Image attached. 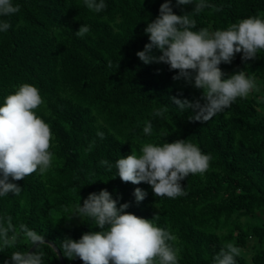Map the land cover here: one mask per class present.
<instances>
[{
  "label": "trees",
  "instance_id": "16d2710c",
  "mask_svg": "<svg viewBox=\"0 0 264 264\" xmlns=\"http://www.w3.org/2000/svg\"><path fill=\"white\" fill-rule=\"evenodd\" d=\"M164 2L104 0L106 8L97 13L83 0H13L19 12L0 17L11 24L0 32V106L22 84L37 87L43 103L34 111L50 125L54 156L47 172L16 182L19 195L0 196V221L10 217L16 229L26 225L62 253L65 238L100 231L89 217L74 215L89 194L107 190L118 206L130 205L128 212L149 221L156 216L153 223L176 237L168 243L177 250L178 264H214L229 242L241 249L236 264H264V50L255 60L242 62L240 53L231 64L220 65L227 76L238 71L254 76L256 90L206 122L193 121V111H181L170 98L194 101L201 91L174 81L178 73L168 65H145L136 56L149 43L144 29ZM197 2L177 7L172 0L173 12L192 13ZM205 2L209 6L190 17L193 31L226 30L253 16L264 19V0ZM82 24L90 31L79 37L75 32ZM146 121L153 125L151 135L143 133ZM176 140L212 157L205 173L181 181L185 195L155 197L148 184L125 183L116 175L119 158L140 155L145 143ZM104 159L110 171L101 166ZM136 188L147 193L138 204ZM32 246L22 234L13 246L0 243V264H10L13 252ZM35 251L44 253L43 264H61L50 244ZM64 259L83 264L79 258Z\"/></svg>",
  "mask_w": 264,
  "mask_h": 264
},
{
  "label": "clouds",
  "instance_id": "9594fccd",
  "mask_svg": "<svg viewBox=\"0 0 264 264\" xmlns=\"http://www.w3.org/2000/svg\"><path fill=\"white\" fill-rule=\"evenodd\" d=\"M83 2L97 13L106 8L104 0ZM175 2L180 7L191 4L192 0ZM208 6L205 0H198L192 13L177 15L173 12L172 0H165L158 16L144 29L149 43L143 51L136 53L143 64L168 65L169 71L178 73L172 77L174 81L183 80L201 91L200 98L194 101L170 98L181 111L191 109L195 114L193 121L197 122L208 121L229 108L237 98H246L256 90L254 76H248L245 71L227 76L220 65L231 64L240 53L242 62L255 60L257 53L264 50V19L257 16L233 23L226 30L210 32L204 28L193 31L195 21L191 15ZM19 10L13 0H0V17L12 16ZM10 28V22L0 20V32ZM89 31V26L82 24L75 34L84 37ZM154 49L161 54L153 55ZM42 103L39 89L25 83L14 94L8 95L0 106V196L19 195L22 188L17 181L37 171L43 174L52 165L51 128L34 111ZM155 115L162 116V112L157 111ZM152 130V123L146 121L143 133L151 135ZM97 135L104 138L102 132ZM211 159V155L204 154L197 145L176 140L161 146L145 143L140 155L132 152L119 158L115 168L122 182L146 183L155 197L175 199L186 194L181 181L189 174L205 173ZM100 164L111 170L108 160H101ZM133 195L138 204L147 193L136 188ZM129 207L128 203L118 206V200H114L107 190L89 194L83 200V206L76 205L74 216L89 217L100 231L85 233L79 240L65 238L61 242L63 256L69 260L79 258L83 264H178L177 250L168 243L176 237L153 223L156 216L149 221L128 212ZM21 234L36 248L45 243L42 235L26 225L21 224L16 229L10 217L0 221L3 246H13ZM240 253V248L226 243L214 257V264H236L235 258ZM43 255L37 251H16L10 257V264H43Z\"/></svg>",
  "mask_w": 264,
  "mask_h": 264
},
{
  "label": "water",
  "instance_id": "95a60500",
  "mask_svg": "<svg viewBox=\"0 0 264 264\" xmlns=\"http://www.w3.org/2000/svg\"><path fill=\"white\" fill-rule=\"evenodd\" d=\"M45 243L50 244L54 248V250L57 252V254L59 256L61 264H67L62 253H61V251H59V248L53 242H51L49 240H45ZM36 247L37 246L33 245L28 252L33 253L37 249Z\"/></svg>",
  "mask_w": 264,
  "mask_h": 264
}]
</instances>
